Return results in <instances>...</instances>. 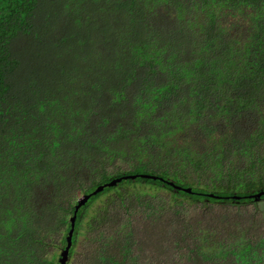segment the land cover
I'll list each match as a JSON object with an SVG mask.
<instances>
[{"label": "trees", "instance_id": "16d2710c", "mask_svg": "<svg viewBox=\"0 0 264 264\" xmlns=\"http://www.w3.org/2000/svg\"><path fill=\"white\" fill-rule=\"evenodd\" d=\"M118 179L67 264L82 222L77 264H264L209 217L264 192V0H0V264H59Z\"/></svg>", "mask_w": 264, "mask_h": 264}, {"label": "rangeland", "instance_id": "374dc122", "mask_svg": "<svg viewBox=\"0 0 264 264\" xmlns=\"http://www.w3.org/2000/svg\"><path fill=\"white\" fill-rule=\"evenodd\" d=\"M118 168L129 170L130 168L127 167L125 164L119 162L117 164ZM130 189L133 190L137 195H150V196H159L164 201L168 202L172 206H177L180 202H174V198L172 194H168L165 192V190H162L160 188H153V186H147L143 184H136L130 186ZM83 197L82 194H78L75 198V201L77 202ZM181 202L184 203V208H186V213L188 214V218H199V216H203L204 211L207 210L208 207H205L204 209L201 208H195L194 203L188 202L185 200H182ZM101 202L98 200L88 211L87 218L93 216L98 209L99 206H101ZM182 208V207H180ZM207 216V214H206ZM209 217L212 220L221 219L222 222L228 221L233 226H230V231L228 234H235L236 236L241 235L239 231H241V228L249 229L253 226H258L261 220H264V200L261 202H255L251 203L249 205H227L226 207L217 208L213 214H209ZM139 219V216L137 217ZM201 218V217H200ZM227 223V224H228ZM84 222L81 223L80 230L77 235L76 239V247H75V256L74 259H71L70 264H77L76 260L82 257V255L85 253V251L88 248L86 241V231L83 228ZM227 233V232H226ZM45 255L47 259L52 260L53 257L55 258L57 254H60V247L58 245L50 244L49 238H46L45 243ZM87 246V247H86ZM39 248V247H38ZM214 252V251H213ZM211 253V252H210ZM217 253V252H216ZM215 253V254H216ZM214 255V254H212ZM57 259V258H55ZM82 264V261L80 262Z\"/></svg>", "mask_w": 264, "mask_h": 264}, {"label": "water", "instance_id": "95a60500", "mask_svg": "<svg viewBox=\"0 0 264 264\" xmlns=\"http://www.w3.org/2000/svg\"><path fill=\"white\" fill-rule=\"evenodd\" d=\"M143 177L145 178V176H143ZM129 178H136V177H129ZM146 178H149V177L146 176ZM153 178H155V177H153ZM124 179H127V178H124ZM121 181H122V179H118V180L113 181L109 184H105L103 186H100L92 194H89V195L86 194L78 201V204L76 205V210H75L74 216L71 218V230H70L69 236L67 238L68 245H67L66 249H64L62 254H61L59 264H67L69 261L70 251H71V249L73 247V243H74L76 219H77V215H78V212L80 211V209L82 207H84L93 196L98 195L99 193L103 192L107 188L113 187L116 183H119ZM185 191L187 193H191L190 189L185 190ZM263 196H264V192L259 193L257 195H254L253 199L255 200V202H261V201H263L262 200Z\"/></svg>", "mask_w": 264, "mask_h": 264}]
</instances>
